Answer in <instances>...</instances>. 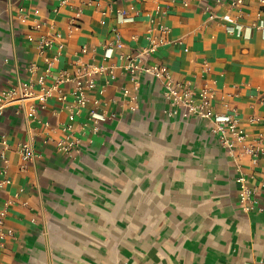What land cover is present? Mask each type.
Returning a JSON list of instances; mask_svg holds the SVG:
<instances>
[{"label": "crops", "instance_id": "crops-1", "mask_svg": "<svg viewBox=\"0 0 264 264\" xmlns=\"http://www.w3.org/2000/svg\"><path fill=\"white\" fill-rule=\"evenodd\" d=\"M61 1L0 0V93L18 81L38 87L45 59L58 51L48 85L60 71L74 74L78 61L114 68V76L97 79L73 122L57 100L45 109L27 100L0 117V209L8 210L4 231H12L0 239V264H264V156L256 164L239 151L232 156L212 122L169 117L162 82L141 75L136 86L126 68L152 28L169 27V43L148 63L166 66L196 96L209 87L214 111H234L251 142L264 144L263 35L237 38L223 27L251 25L264 7L258 0L233 8L236 0ZM123 13L133 21L122 22ZM56 33L62 49L42 53L40 37ZM66 126L79 141L71 158L57 148ZM26 142L36 160L20 157ZM241 175L256 192L250 212L240 200Z\"/></svg>", "mask_w": 264, "mask_h": 264}, {"label": "built area", "instance_id": "built-area-1", "mask_svg": "<svg viewBox=\"0 0 264 264\" xmlns=\"http://www.w3.org/2000/svg\"><path fill=\"white\" fill-rule=\"evenodd\" d=\"M163 3H175V0H162ZM68 0H62L61 4L66 5ZM264 7V0H258ZM222 4V1H218ZM243 0H236L231 2V7L242 6ZM168 9V6L166 7ZM160 10V9H158ZM24 11V9H21ZM167 11V10H165ZM127 14L123 13L122 22H131L133 20L126 19ZM264 15L259 12L255 15V19L251 25H243L234 21L231 25L223 24L225 31L237 38H248L254 31L260 32L264 38ZM79 17V15H77ZM40 24H35L33 30L39 31ZM160 32L161 36L158 37L156 32ZM171 34V29L165 25L152 28L147 36L148 46L138 51L136 57L127 58V71L130 79L134 85L139 86V78L141 75L154 78L162 82L164 86V98L170 105L171 109L166 113L169 117L176 116L182 119L189 117H198L201 120L212 122L214 127L212 133L217 137L220 145L227 149L233 156L235 151H239L242 155L251 159L253 164L264 156V144L261 140L252 141L246 131L240 127L236 113H228L227 115H219L216 113L212 106L213 91L206 87L200 91L198 96L195 95L189 88H184L182 84L177 82L170 74L168 68L164 65L150 64L148 60L152 57L160 47L169 43L167 37ZM61 34L56 33L53 36H41L38 41V48L42 53L52 51L55 47L62 49L60 45ZM33 36H29V40H33ZM58 44L60 46H58ZM116 45L118 49L123 47L120 35H117ZM61 51L52 58H46L47 68L45 74L38 79V87L32 82L24 83L18 81L15 85H10L0 93V117L9 106L19 103L22 104L27 100L36 99L40 103V108L45 109L51 100L61 102L65 109L68 111L70 122L75 120V117L83 110L88 103V93L95 90L97 87V79L105 74L114 76V68L105 67L103 65H95L92 63L82 64L74 74L69 71H60L54 76V81L51 85L47 84V79L53 76V67L59 62ZM87 49L82 50V54H87ZM35 71V68H32ZM70 87V91L66 92L63 88ZM124 96H129V90L123 91ZM69 95L73 98L72 102H68ZM136 99V98H135ZM98 105L99 102L95 101ZM181 108L184 110L181 112ZM37 111L36 106H31L29 112L34 114ZM136 111V107L132 108ZM92 119L99 123L104 121L103 115L93 114ZM48 128L49 125H46ZM65 131L69 133L66 139L57 143V148L68 158L73 157V153L78 149L79 141L73 137L72 126H66ZM97 131V129H95ZM1 144L4 150L8 148L5 135L1 137ZM3 150V151H4ZM1 156L4 159V152ZM18 152L24 162L36 160L39 154L34 150L31 143L26 142L19 146ZM2 174H5L3 171ZM2 184H9L8 180H4ZM237 184L240 189V200L243 204L244 212H250L257 206L255 199V190L248 185L247 179L241 175L237 179ZM8 215L7 208L0 209V239L12 235V231H4L5 218Z\"/></svg>", "mask_w": 264, "mask_h": 264}]
</instances>
